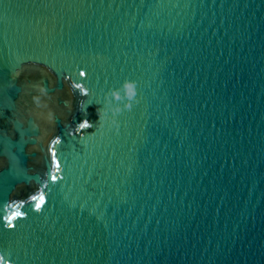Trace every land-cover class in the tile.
<instances>
[{"label": "water", "instance_id": "1", "mask_svg": "<svg viewBox=\"0 0 264 264\" xmlns=\"http://www.w3.org/2000/svg\"><path fill=\"white\" fill-rule=\"evenodd\" d=\"M0 264H264V0H0Z\"/></svg>", "mask_w": 264, "mask_h": 264}, {"label": "snow or ice", "instance_id": "2", "mask_svg": "<svg viewBox=\"0 0 264 264\" xmlns=\"http://www.w3.org/2000/svg\"><path fill=\"white\" fill-rule=\"evenodd\" d=\"M79 87V86H78ZM58 142V141H57ZM53 156H55V153H53Z\"/></svg>", "mask_w": 264, "mask_h": 264}]
</instances>
